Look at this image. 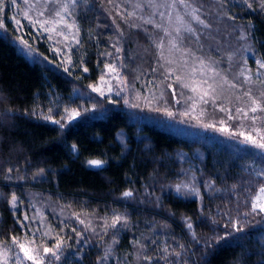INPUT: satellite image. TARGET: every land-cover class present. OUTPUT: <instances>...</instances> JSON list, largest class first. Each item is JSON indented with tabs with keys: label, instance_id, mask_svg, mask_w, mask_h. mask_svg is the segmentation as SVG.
<instances>
[{
	"label": "trees",
	"instance_id": "obj_1",
	"mask_svg": "<svg viewBox=\"0 0 264 264\" xmlns=\"http://www.w3.org/2000/svg\"><path fill=\"white\" fill-rule=\"evenodd\" d=\"M133 1L113 0L118 6L113 9L107 0H77L72 15L65 14L72 27L60 35L29 23L45 10L43 0H17L18 6L6 0L0 13V250L12 264L19 249L10 238L27 245L33 241L31 234L24 235L28 232L37 237L32 247H51L57 234L65 237L55 264H148L144 255L160 257L152 264H264V213L251 212L264 185V176L257 175L264 172V150L208 126L213 124L207 117L225 107L228 91L217 107L188 116L190 102L157 65L156 44L163 33L144 23L153 18L166 25L167 20L150 12L148 0H139L140 9ZM191 3L213 29L211 36L203 31L199 43L186 38L185 44L194 50L203 45L196 55L215 62L220 76L229 82L235 78L241 90L261 88L240 71L251 68L246 75L256 80V61L264 60V11L256 3V10L249 9L243 0ZM48 9L61 10V5L51 3ZM21 36L30 47L21 45ZM106 64L128 81L132 99L142 100L139 107L127 105V92L119 87L122 97L92 90L112 73ZM65 108L81 115L71 122L65 117L63 126L44 119H59ZM198 117L207 119L195 121ZM92 159L104 163L91 166ZM129 191L133 195L125 197ZM114 214L126 216L127 225L104 229V220L110 223ZM237 222L240 231L233 228ZM165 247L180 256L163 259ZM20 256L23 264H32Z\"/></svg>",
	"mask_w": 264,
	"mask_h": 264
},
{
	"label": "snow or ice",
	"instance_id": "obj_2",
	"mask_svg": "<svg viewBox=\"0 0 264 264\" xmlns=\"http://www.w3.org/2000/svg\"><path fill=\"white\" fill-rule=\"evenodd\" d=\"M11 4L17 5V0H10ZM29 0H24L25 4H28ZM45 3L51 4V3H60L61 10H52L47 9L38 11L37 15L29 21L31 24L38 25L39 28L42 30L48 31V32H55L57 30V26L60 24H64L66 27L71 28L72 24L68 23L66 19V15H72V12L70 11L71 8L75 7L77 4V0H45ZM107 3L109 5L113 6V9L118 7L117 5H113V0H107ZM243 3L247 5L249 9H253V3H256L258 5L259 10L264 11V0H243ZM6 7V0H0V13L4 12V9ZM139 7V5H137ZM148 7H165L168 9H171L175 13V17L173 18L171 15L169 16V25L166 27L162 23H157L154 21L153 18H149L148 20H145V24H152L154 28L160 30V32L163 33V36H161L159 42L156 44V48L159 50L160 55L157 59V65L159 69L163 70V76L165 81H167L170 78H173L172 82L176 85H178L179 89L181 90V95L184 94V90H187L190 93H193L194 95H187L185 96V101H191V107L195 108L196 105L199 104H205L209 106H213L216 104L217 100L221 97H224L225 91L231 92L232 90L242 89V84L237 82H229L226 77L220 76L219 71H217L215 65V62H206L205 58L201 56L196 55V51L203 52V45L200 46L199 49H192L188 47L187 44H185L186 38H194L198 43L200 40V35L203 31H206L209 36L212 35V29L213 25L212 23L207 19V17L200 12V9L197 7H193L191 0H164L162 4L157 5L155 3V0H148ZM223 7V5H221ZM131 15L130 13L128 14ZM28 14L25 13V19L27 18ZM161 18H163L164 14L160 13ZM41 17H47L44 19H41ZM122 19H126L122 15ZM229 19H235V17L229 16ZM12 19L16 20V24L18 27L21 25V20L16 19V17H12ZM142 19V18H141ZM174 22L175 27H171V24ZM194 25L199 26V28L202 31H198L197 27H194ZM47 26V27H46ZM135 27L136 25H131ZM4 25L0 23V28H3ZM146 30V29H145ZM60 35H63V33H60ZM51 38V37H49ZM21 43H23L25 46L30 47L28 45V42L23 39V36L19 37ZM67 39V37H65ZM167 39V48L165 47L164 40ZM79 43V41H76ZM115 47V45H113ZM116 51H121L120 48H116ZM165 52H167L168 55H165ZM179 54V57L176 54ZM163 61V63H161ZM71 63V61H68ZM177 64L178 66L173 68L172 65ZM256 80L252 79V76L246 75V73H251L252 69L248 67H244L240 71V76L244 77L245 81H251L253 84L259 83L262 87L257 89L255 92L253 89L247 88L243 89L240 92V95L236 97L238 101L244 100L246 98V105H247V111L243 107H237L235 109L236 115H239L241 119H248L251 121L252 124V132L245 133L240 132L239 135L244 137V141L248 144H251L253 147L264 150V132L258 127H256L257 120H261L262 123H264V60H257L256 61ZM105 68H107L110 72H116L117 69L111 64H106ZM84 72L88 71L87 67H84L82 69ZM157 69L154 68L153 71L155 72ZM65 72H68V68H64ZM179 72L180 74H175ZM211 72L212 75L209 76L208 73ZM103 79V77H101ZM168 87H172V84H168ZM92 90L94 92L99 93L100 95H103V91L101 88L93 86ZM110 90V89H109ZM173 95L176 94V89H173ZM163 96V93H161V97ZM153 98H155L153 96ZM225 99H228V97H224ZM147 99V98H145ZM125 103H128L126 100ZM176 103H180V100H176ZM132 107H139L137 104H133ZM51 109H49V112ZM65 115L61 116L59 119H54L50 115H45V120H50L51 122L62 125V121L65 120V117L69 122L76 119L81 115V112L77 109H71L65 108L64 110ZM219 111L221 112H227L229 119H236V115H234L231 111V109H226L224 107H220ZM249 113L252 115L249 116ZM168 115H172L171 112H168ZM209 127H214V125H208ZM242 126V125H241ZM221 131H228L227 128H222ZM252 133H256V135H253ZM91 166L100 167L104 161L102 160H96L92 159L87 162ZM9 172L12 171V169H8ZM259 176H264V172L257 173ZM184 188H187V186H183ZM192 193H196L197 189L191 188L188 189ZM176 191L181 192L182 186L177 185ZM261 192H264V187H261ZM125 197H130L133 195L132 192H125L123 194ZM17 200L18 197L13 193L11 195V206L13 208L17 207ZM251 212L252 213H264V203H259L257 201H253L251 205ZM249 213H245V215H248ZM74 218L81 224H85V220L81 218L79 214H74ZM29 217L27 214L24 215V220H28ZM17 223L21 224V227L23 228V222L17 221ZM63 223V222H62ZM127 217L122 216L120 214H114L110 218V223L106 219L103 222L104 229L112 228L116 229L117 225H127ZM65 227H68L65 225ZM87 227H90L88 225ZM187 227L189 229H192V224L188 223ZM233 228L236 231H240L239 224L233 225ZM61 233L64 232V228H61ZM70 231L73 233H76L77 236L82 235L80 232H77L75 227H71ZM95 231V229H93ZM37 232H39V229H37ZM31 234L33 236V241H30L29 244L21 243L18 241V238L15 236H12L11 242L13 245L18 247L19 251L16 253L15 257L12 260V264H23V259L20 256V253H23V257L26 258L28 261H31L32 264H45L47 261V264H55L56 261H59L62 256V252L64 247H66L65 244V237L63 235L57 234L56 237L52 240V246L47 247L43 246L42 248L32 247V244H34L35 239L37 238L35 233H28L25 232L24 235L28 236ZM43 238H48V233L44 232L41 234ZM70 239V237H69ZM224 239V237H222ZM113 243H118V241L113 240ZM139 244L138 241L134 242ZM143 245H140V248L143 249ZM180 247H183L180 245ZM164 256L163 259H167L169 255H176L180 256L179 252H175L174 250L172 252H169V249L165 247L162 249ZM111 250L105 253V258L110 255ZM0 256H3L4 264H8V257L5 253H0ZM160 257H152L149 255H144L143 259L148 262V264H152L153 259H159Z\"/></svg>",
	"mask_w": 264,
	"mask_h": 264
},
{
	"label": "rangeland",
	"instance_id": "obj_3",
	"mask_svg": "<svg viewBox=\"0 0 264 264\" xmlns=\"http://www.w3.org/2000/svg\"><path fill=\"white\" fill-rule=\"evenodd\" d=\"M40 1V0H39ZM44 2V9L45 11L48 9V4L45 3V0H43ZM66 2V0H65ZM164 2V0H155V3L157 5L162 4ZM140 1L136 0L133 1L131 4L133 7H136L138 9H140ZM36 5V2L33 3V6ZM137 5H139V7H137ZM144 5L141 3V7H143ZM163 7H151L150 12L152 13H164V17L167 20L166 23V27L170 26L169 25V16L171 15L173 18L175 17V13L171 10V9H162ZM27 12H30L31 9L28 8ZM148 13V12H147ZM149 14V13H148ZM67 19V18H66ZM68 23H71L70 20H68ZM171 27H175L174 22L171 24ZM66 26L64 24H60L57 26V30L54 33H69V30L66 31ZM21 45H23V47H25V45L23 43H21ZM165 47H167V39L165 42ZM177 64H174L173 68L177 67ZM176 74H180L179 72H177ZM240 78V77H239ZM241 79V78H240ZM230 82H235V78L233 80H231ZM94 86L99 87L102 89L103 91V95H118L120 97H122L121 93L117 92V88H121L122 93L127 92V96H126V100L128 101V103H126L127 105L132 106L133 104H141L142 100L139 97H133L132 99V94H131V89L129 86V83L126 79L122 78L121 75L117 72H112L109 76L107 77H103V79H101L97 84H95ZM110 89V90H109ZM242 91L241 89H237V90H232L231 92H229L228 94V99L226 100V104L225 107L226 109H231L232 113L234 115H236L235 113V109L237 107H243L245 109V111H247V105H246V98L244 100H240L238 101L236 99V95L234 94V92H239ZM178 92L179 95L182 97V99H185V96L187 95H194L193 93L188 92L187 90H184V94L181 95V90L178 88ZM227 94V90L225 91L224 95ZM134 96V95H133ZM227 97V95H226ZM221 98L217 100L216 104L213 106L217 107V104L220 102ZM120 102V101H119ZM170 102L173 104L172 100L170 99ZM190 102V105L187 106L188 107V116L191 115H199L202 113H207L208 109H209V105H205V104H197L195 108L191 107V101H187V103ZM235 102L237 104V107L234 108L232 106V103ZM219 109V108H218ZM227 114V112H221L218 110V113L215 116H208L207 118L210 119V122L214 125V127L218 128V131L223 132V133H227L230 135H235L238 136L240 138H243V136L239 135L240 132H245V133H249L252 132V124L251 121L248 119H241L239 115H236V119H229V118H225L224 115ZM252 114L249 113V116H251ZM192 117V116H191ZM206 117H198L195 118V121H199L204 123L205 120L207 119ZM242 125V126H241ZM256 127L260 128L262 130V132H264V123H262L261 120H257L256 122ZM222 128H227L228 131H221ZM253 135H256V133H252ZM261 187H264V185H262ZM257 191L256 195L254 196V201H257L259 203H264V192H261L260 189ZM0 253H3V251L0 250ZM8 256V255H7ZM1 258H3V256H0Z\"/></svg>",
	"mask_w": 264,
	"mask_h": 264
}]
</instances>
